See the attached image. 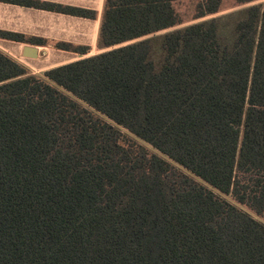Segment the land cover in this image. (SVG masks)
<instances>
[{
    "label": "trees",
    "instance_id": "16d2710c",
    "mask_svg": "<svg viewBox=\"0 0 264 264\" xmlns=\"http://www.w3.org/2000/svg\"><path fill=\"white\" fill-rule=\"evenodd\" d=\"M222 2L105 0L109 49L41 75L0 52V264H264L220 196L264 218V2Z\"/></svg>",
    "mask_w": 264,
    "mask_h": 264
},
{
    "label": "crops",
    "instance_id": "0c3cea01",
    "mask_svg": "<svg viewBox=\"0 0 264 264\" xmlns=\"http://www.w3.org/2000/svg\"><path fill=\"white\" fill-rule=\"evenodd\" d=\"M40 2L52 8L36 7ZM105 0H0V52L22 64L29 73L46 70L104 52L98 44ZM81 9L89 16L61 11ZM38 40V41H37ZM25 47L36 57L23 55Z\"/></svg>",
    "mask_w": 264,
    "mask_h": 264
},
{
    "label": "rangeland",
    "instance_id": "374dc122",
    "mask_svg": "<svg viewBox=\"0 0 264 264\" xmlns=\"http://www.w3.org/2000/svg\"><path fill=\"white\" fill-rule=\"evenodd\" d=\"M262 2H264V0H253V1L248 2V3H244V4L237 5L234 0H223L222 5H221V11L218 12L217 14L208 16L206 18L218 16V15H221V14H225V13H229V12H233V11H237V10H242L245 7H248L250 5L259 4V3H262ZM191 6H192V3L191 2H188V1H183V2L177 3L175 5L176 9L178 11H180V13H182L181 16L183 18H187L188 16H190L191 13H189L190 12L189 10H190ZM190 23H191V21H190ZM177 27H180V26H177ZM162 32H164V31H162ZM162 32H160V33H162ZM123 132H125V131H123ZM148 148L152 150V148L150 146ZM215 192L218 193L217 191H215ZM218 194H220V193H218ZM220 196L223 199L227 200L229 203L234 204L238 208H240L243 211L247 212L253 218H255L258 221H261V222L264 223V218L263 217H261L260 215L256 214L253 210H251L245 204H241V203L237 202L231 195H223V194H220Z\"/></svg>",
    "mask_w": 264,
    "mask_h": 264
},
{
    "label": "water",
    "instance_id": "95a60500",
    "mask_svg": "<svg viewBox=\"0 0 264 264\" xmlns=\"http://www.w3.org/2000/svg\"><path fill=\"white\" fill-rule=\"evenodd\" d=\"M23 55L26 57L35 58L36 57V51L33 48L25 47L23 50Z\"/></svg>",
    "mask_w": 264,
    "mask_h": 264
}]
</instances>
